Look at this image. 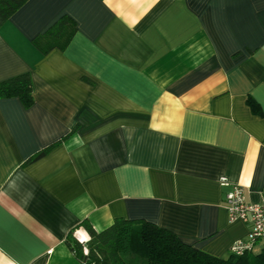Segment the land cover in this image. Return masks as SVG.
<instances>
[{
  "label": "crops",
  "instance_id": "obj_1",
  "mask_svg": "<svg viewBox=\"0 0 264 264\" xmlns=\"http://www.w3.org/2000/svg\"><path fill=\"white\" fill-rule=\"evenodd\" d=\"M63 16L76 32L42 54ZM26 72L32 104L0 98V264H80L83 220L220 258L246 237L223 200L264 185V0H26L0 25V81Z\"/></svg>",
  "mask_w": 264,
  "mask_h": 264
},
{
  "label": "trees",
  "instance_id": "obj_2",
  "mask_svg": "<svg viewBox=\"0 0 264 264\" xmlns=\"http://www.w3.org/2000/svg\"><path fill=\"white\" fill-rule=\"evenodd\" d=\"M26 0H0V25ZM76 32L68 16L57 20L31 43L42 54L53 48L63 50ZM29 73H21L0 81V98L18 97L25 107L33 102ZM36 153L33 158L43 154ZM80 226L91 237L82 245L70 231L66 243L80 264H264V248L226 258L215 257L182 242L171 231L142 220L115 219L111 225L96 231L83 220ZM85 247L87 252H85Z\"/></svg>",
  "mask_w": 264,
  "mask_h": 264
},
{
  "label": "built area",
  "instance_id": "obj_3",
  "mask_svg": "<svg viewBox=\"0 0 264 264\" xmlns=\"http://www.w3.org/2000/svg\"><path fill=\"white\" fill-rule=\"evenodd\" d=\"M226 185V181H222ZM223 206L228 222L235 220L249 221L250 230L244 239L235 240L229 247L231 254L241 255L252 251L256 244L264 241V185L260 191L259 200L248 202L245 189L241 185H233L224 193Z\"/></svg>",
  "mask_w": 264,
  "mask_h": 264
},
{
  "label": "clouds",
  "instance_id": "obj_4",
  "mask_svg": "<svg viewBox=\"0 0 264 264\" xmlns=\"http://www.w3.org/2000/svg\"><path fill=\"white\" fill-rule=\"evenodd\" d=\"M74 236L77 238V240L82 244H86V242H89L91 240V237L88 235V233L84 229H79L74 233ZM85 252H87V248L85 247Z\"/></svg>",
  "mask_w": 264,
  "mask_h": 264
}]
</instances>
